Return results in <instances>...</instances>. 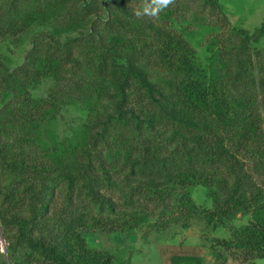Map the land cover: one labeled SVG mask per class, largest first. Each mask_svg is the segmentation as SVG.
<instances>
[{
    "label": "rangeland",
    "instance_id": "obj_1",
    "mask_svg": "<svg viewBox=\"0 0 264 264\" xmlns=\"http://www.w3.org/2000/svg\"><path fill=\"white\" fill-rule=\"evenodd\" d=\"M106 1L0 0V27L15 26L0 37V76L23 66L40 69L45 60L59 66L57 73L36 82L32 75L13 74L11 87L0 95V110L21 105L26 93L38 101L56 95L39 130L48 149L47 165L59 176L52 215L74 205L89 209L91 183L96 194L123 206L122 212L138 223L122 231L90 222L80 229L89 249L113 256L115 264H242L216 240H244L241 231L264 223L259 220L264 210L242 208L212 223L205 213L224 200L225 183L230 185L238 172L247 173L254 189L264 192V171L257 167L264 161V0H220L218 12L201 0L183 1L182 10L173 15L169 4L152 0H132L124 11ZM150 19L193 53L211 85L214 110L191 130L177 128L172 106L173 87L186 76L176 60L170 65L165 59V40L151 29ZM142 76L154 90L151 96L138 88ZM218 114L229 119L228 127L218 124L216 129ZM234 123L249 132L246 148L237 139L227 141ZM147 148L149 156L141 157ZM187 150L194 168L213 178L212 183L183 189L171 185L161 199L150 191L144 200L133 191L138 183L165 180L163 172L152 170L157 160L170 166L166 172L178 173L175 165L186 166ZM135 160L148 171L133 176ZM0 178L14 180L1 166ZM182 192L190 195L197 211L180 208ZM21 214L28 216V203ZM10 228L3 227L7 238ZM6 245L0 232V264ZM256 264H264V258Z\"/></svg>",
    "mask_w": 264,
    "mask_h": 264
},
{
    "label": "trees",
    "instance_id": "obj_2",
    "mask_svg": "<svg viewBox=\"0 0 264 264\" xmlns=\"http://www.w3.org/2000/svg\"><path fill=\"white\" fill-rule=\"evenodd\" d=\"M183 1L195 3L202 1L203 6L210 7L212 11L221 10L220 0H152L153 3L169 4L171 15L182 10ZM106 2L109 5L113 4L114 8L124 11L126 5L132 0H107ZM27 19L33 18L27 16ZM222 22L224 25L227 23L225 16H223ZM21 23L19 20L18 24ZM148 23L151 29L165 40V59L169 61L170 65H174V61L171 59L176 60L182 73L186 76L173 87L172 106L177 128L191 130L198 124L197 122L208 121L214 110L210 109L209 105L211 85L205 70L194 60L193 53L185 45L164 35L162 29L156 25V21L150 19ZM13 27L15 26L11 23L7 27L1 26L0 37L12 33ZM17 29L22 28H16L15 31ZM58 67L57 62L45 60L40 69L23 66L15 72L25 76L32 75L31 81L36 82L37 77L57 73ZM13 74L0 76L1 96L11 87L9 81L14 78ZM137 85L140 90L147 91L150 96L152 95L154 90L143 76L137 81ZM55 99L54 93L49 98L40 101L26 93L25 97L20 100L22 101L21 105L15 106L13 109L0 110V166L5 175H12L14 179L6 183L7 178H0V201L6 204L5 208L0 206V232L2 239L7 242L3 264H115L113 256L89 249L80 229L86 227L89 222L107 231H122L136 227L138 223L135 222V217L133 218L131 214L127 216L125 212H122L123 206H119L115 202L110 203L111 200L98 194L99 192L96 194L91 183H87V196L90 197L89 209H87L89 206L74 205L71 206L72 208L54 210L52 215L51 202L55 197L54 183L58 181L59 176H53V169L47 165L46 153H48V149L39 136V130L46 107L54 106ZM220 115L218 114L214 118L217 120L215 127L218 124L228 127L229 119L225 121L224 116ZM236 126L239 124L234 123L231 130L228 131L227 141L237 139L241 142L240 147L246 148L249 132L239 130V127L235 128ZM186 152V166L182 168L180 164L175 165V168L180 170L178 173L166 172L165 167L170 168V166L164 161L157 160L152 170L157 173L163 172V176L166 175L165 180L158 183L153 181L138 183L133 191L137 189L139 197L144 196V200L147 199V194L151 195V192L161 199L163 194H168L171 185L183 189L197 182L212 183L213 178L204 177V174L194 168V162L189 155L190 151ZM226 153L228 156L229 151L227 150ZM149 154V148L140 152L141 157L144 156V158ZM158 164H162V166ZM257 167L264 171V161L260 160ZM130 169L133 176L136 172L148 171L147 166L140 163L139 160H135ZM225 184L224 200L218 204L215 210L205 213V218L209 223H212L216 218L232 215L242 208L255 207L264 210V204H261L264 192L254 189V183L249 180L247 173L238 172L230 185ZM181 194L178 198L180 208L188 212L197 211L198 208L193 204L190 195L186 192ZM152 197L154 196H150L149 199ZM26 203L29 205V214L23 216L21 211ZM92 207L96 211L90 210ZM121 212L122 214H120ZM263 219L259 220L263 221ZM184 225L186 226L188 223L185 222ZM3 227H11L12 234L9 238L6 237ZM240 234L244 240L237 242L216 240V245L230 251L232 257L242 264H247L249 261H252L251 264H255L256 260L264 258V223H251ZM246 247L249 249L235 252L236 249Z\"/></svg>",
    "mask_w": 264,
    "mask_h": 264
},
{
    "label": "water",
    "instance_id": "obj_3",
    "mask_svg": "<svg viewBox=\"0 0 264 264\" xmlns=\"http://www.w3.org/2000/svg\"><path fill=\"white\" fill-rule=\"evenodd\" d=\"M3 252H5V248L3 249Z\"/></svg>",
    "mask_w": 264,
    "mask_h": 264
},
{
    "label": "crops",
    "instance_id": "obj_4",
    "mask_svg": "<svg viewBox=\"0 0 264 264\" xmlns=\"http://www.w3.org/2000/svg\"><path fill=\"white\" fill-rule=\"evenodd\" d=\"M256 262H257V260H256ZM256 262H255V264H256Z\"/></svg>",
    "mask_w": 264,
    "mask_h": 264
}]
</instances>
